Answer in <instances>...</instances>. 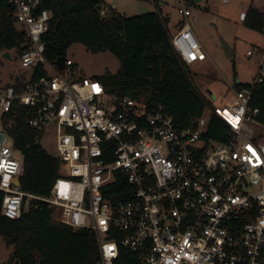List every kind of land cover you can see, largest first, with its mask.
Listing matches in <instances>:
<instances>
[{
  "label": "built area",
  "instance_id": "1",
  "mask_svg": "<svg viewBox=\"0 0 264 264\" xmlns=\"http://www.w3.org/2000/svg\"><path fill=\"white\" fill-rule=\"evenodd\" d=\"M5 1L22 27L17 30L23 43L14 51L31 72L0 86L1 214L15 220L23 209L46 203L56 221L94 232L95 264H264V111L251 106L255 88L264 82V44L247 52L256 56L258 72L251 83L231 88V102L214 105L199 93L206 111L227 128L215 140L207 137L203 116L183 127L163 104L119 98L96 77L78 75L69 58L58 70L44 57L41 37L50 12L42 0ZM176 4L187 22L169 43L188 67L206 55L190 30L191 11L184 0ZM108 10L101 7L100 17ZM37 69L45 75L35 79ZM15 103L29 129L54 133L58 177L45 198L16 185L23 163L11 136ZM118 174L134 192L130 201L114 206L108 195Z\"/></svg>",
  "mask_w": 264,
  "mask_h": 264
},
{
  "label": "trees",
  "instance_id": "2",
  "mask_svg": "<svg viewBox=\"0 0 264 264\" xmlns=\"http://www.w3.org/2000/svg\"><path fill=\"white\" fill-rule=\"evenodd\" d=\"M158 4V0H154ZM192 5L193 0H184ZM43 8L51 14L47 32L41 37L44 57L53 64L66 58L73 44H81L93 54L110 53L120 63L116 73L105 71L96 77L109 93L119 98L129 97L148 105L163 104L177 125L188 127L204 115L205 104L200 92L193 87L186 67L169 43L165 20L159 12L140 16L110 15L100 17L102 0H42ZM98 9L95 10V7ZM13 8L0 0V54L20 50L23 36L16 27ZM264 15L256 8L246 11L244 26L261 30ZM45 75L41 69L34 78ZM252 107L264 111V82L258 85ZM16 126L11 133L20 151L23 173L19 177L23 192L45 198L49 196L58 177L59 161L40 144V132L24 124L17 103ZM208 138L219 140L227 131L225 124L214 115L207 121ZM108 198L116 206L132 198L133 188L124 175H116ZM3 193L0 192V238L12 247L9 260L18 264H95L99 259L97 240L93 231H73L54 219V209L44 202L23 209L21 216L9 220L1 214ZM119 263H124L122 260Z\"/></svg>",
  "mask_w": 264,
  "mask_h": 264
},
{
  "label": "rangeland",
  "instance_id": "3",
  "mask_svg": "<svg viewBox=\"0 0 264 264\" xmlns=\"http://www.w3.org/2000/svg\"><path fill=\"white\" fill-rule=\"evenodd\" d=\"M176 1L158 0L157 4L154 0H103L102 6L105 3L110 7V15L127 17L162 11L170 18L168 30L172 33L174 25H178L182 18L177 13ZM186 7L191 11L188 19L191 32L206 55L204 61H196L187 68L192 85L203 95H209L214 105L231 102L234 98L231 88L237 83H251L258 72L256 56H248L247 52L262 47L264 35L244 26L243 18L249 7L264 12V0H232L230 4L205 0L203 3L186 4ZM15 25L22 29L20 24ZM223 43L228 46L230 56L224 51ZM1 54L0 86L10 84L14 76L22 79L29 76L30 68L20 64L16 51H10L12 61ZM66 58L74 62L77 74L85 77H99L105 71L116 73L120 69V63L110 53L93 54L81 44H73ZM220 97L224 99L218 101ZM210 115L208 110L203 118L208 121ZM39 142L49 154L56 155L51 128L40 133ZM16 155L20 156L18 152ZM102 237L105 239L104 235ZM11 252L12 247L0 238V261H8Z\"/></svg>",
  "mask_w": 264,
  "mask_h": 264
},
{
  "label": "water",
  "instance_id": "4",
  "mask_svg": "<svg viewBox=\"0 0 264 264\" xmlns=\"http://www.w3.org/2000/svg\"><path fill=\"white\" fill-rule=\"evenodd\" d=\"M193 1H194V3L197 4V3L201 2L202 0H193ZM97 9H98V6L95 7V10H97ZM223 49H224V51L227 52L228 56L231 55V52L229 51L228 46L225 43H223ZM1 56L3 58H5V59L9 60V61H12L11 55H10V53L8 51L2 53ZM65 59H66L65 57H60V58H58V59H56L54 61V65L56 66V68L58 70L62 71L64 69ZM15 82L16 83H19V79L17 77L15 78ZM16 185L18 186L19 183H16ZM38 263L40 264L41 263V260H39Z\"/></svg>",
  "mask_w": 264,
  "mask_h": 264
},
{
  "label": "crops",
  "instance_id": "5",
  "mask_svg": "<svg viewBox=\"0 0 264 264\" xmlns=\"http://www.w3.org/2000/svg\"><path fill=\"white\" fill-rule=\"evenodd\" d=\"M102 3H103V0H102ZM186 4V3H185ZM101 7H108V8H110L107 4H103V6H101ZM259 12H261L263 15H264V12H262L261 10H259L258 8H256ZM107 13H108V11H107ZM159 16L162 18V19H164L165 20V24H166V27H167V30H168V23L170 22V18L167 16V13H164V12H162V11H159ZM185 22H187V21H185V20H183L182 18H181V20L179 21V23H178V25H174V27L173 28H175L174 29V31L172 32V33H169V30H168V33H169V36H171V35H173L174 33H176V31L183 25V24H185ZM189 27H190V25H189ZM190 30H191V28H190ZM201 62V61H200ZM81 76H85V75H81Z\"/></svg>",
  "mask_w": 264,
  "mask_h": 264
}]
</instances>
